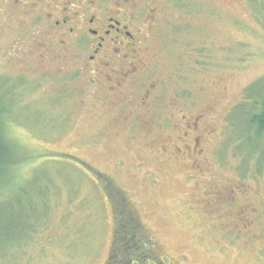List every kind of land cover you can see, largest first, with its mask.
<instances>
[{
    "label": "rangeland",
    "instance_id": "374dc122",
    "mask_svg": "<svg viewBox=\"0 0 264 264\" xmlns=\"http://www.w3.org/2000/svg\"><path fill=\"white\" fill-rule=\"evenodd\" d=\"M65 2L0 0V264H105L121 201L168 264H264V0L138 1L95 62Z\"/></svg>",
    "mask_w": 264,
    "mask_h": 264
},
{
    "label": "flooded vegetation",
    "instance_id": "af4514ba",
    "mask_svg": "<svg viewBox=\"0 0 264 264\" xmlns=\"http://www.w3.org/2000/svg\"><path fill=\"white\" fill-rule=\"evenodd\" d=\"M38 1L43 3L48 0ZM68 1V3L65 2L60 6H56L55 9L59 12V18L53 19L54 29L57 33L61 32L60 35H63V31L65 30H67L70 35H75L77 31L84 30V35L89 39L91 38V44L95 43V45L88 46L91 51L88 60L95 62L99 54H114V52L118 51L117 46L123 45V41L128 44L127 49H123L128 52L134 51V46H130V44L134 45V41L138 40L137 33L139 31L136 30L133 33L130 30V27L135 21V14L137 13L133 7H137L138 1L140 2L141 0ZM78 2L83 8L81 9L80 7V9L72 12L71 7ZM51 5H44L49 22L52 20V18L49 17L50 14L48 13V8L53 10ZM151 11L152 9H150V12ZM67 15H72L74 17L70 18ZM71 25L76 26L77 29H73V26ZM81 37H83L82 34ZM120 49L122 48L120 47ZM150 246L151 249L154 250L151 240ZM156 258L161 261V263L168 264L164 260L159 259L157 256Z\"/></svg>",
    "mask_w": 264,
    "mask_h": 264
},
{
    "label": "trees",
    "instance_id": "16d2710c",
    "mask_svg": "<svg viewBox=\"0 0 264 264\" xmlns=\"http://www.w3.org/2000/svg\"><path fill=\"white\" fill-rule=\"evenodd\" d=\"M253 112L247 124L254 129L255 137L264 136V94L253 103ZM5 109L0 108V191L3 190L5 158L8 154L9 142L3 136ZM118 212L114 216V231L111 249L105 264H164L156 258L151 249L150 239L146 238L137 214L127 202H120ZM143 232V233H142ZM157 260V261H156ZM156 263H155V262Z\"/></svg>",
    "mask_w": 264,
    "mask_h": 264
}]
</instances>
